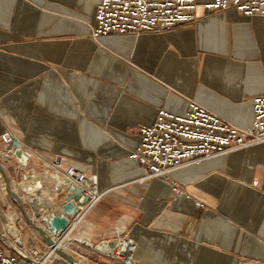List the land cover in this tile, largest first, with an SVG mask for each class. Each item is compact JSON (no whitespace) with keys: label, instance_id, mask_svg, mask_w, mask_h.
Returning <instances> with one entry per match:
<instances>
[{"label":"crops","instance_id":"obj_1","mask_svg":"<svg viewBox=\"0 0 264 264\" xmlns=\"http://www.w3.org/2000/svg\"><path fill=\"white\" fill-rule=\"evenodd\" d=\"M100 1L0 0V242L53 264L71 262L50 239L80 264H122L98 263L96 245L128 238L134 264H264V143L165 178L145 179L130 158L160 109L181 114L195 101L240 129L252 125L264 94V16L198 0L193 22L96 39ZM6 129L31 154L27 166L3 142ZM57 158L60 171L96 174L105 195L73 231L50 238L33 205L57 211L49 206Z\"/></svg>","mask_w":264,"mask_h":264},{"label":"built area","instance_id":"obj_2","mask_svg":"<svg viewBox=\"0 0 264 264\" xmlns=\"http://www.w3.org/2000/svg\"><path fill=\"white\" fill-rule=\"evenodd\" d=\"M198 8V0H101L97 7L92 36L98 39L108 35L164 32L180 24L193 22L197 18ZM204 8L206 10L235 8L245 16H264V0H212L205 3ZM253 104L254 120L246 129L230 124L195 101H190L181 114L160 109L151 125H144L139 129L140 142L130 158L142 165L145 179L165 178L174 170L189 164H200L221 154L264 143V94L256 97ZM1 137L3 142L9 145L17 141V135L11 129H6ZM14 153L15 148L12 156H15ZM28 154L30 158L31 154ZM61 164V158L50 164L56 170L54 177L61 182H50L49 187L56 191L55 197H50L49 206L56 208L60 213L70 187L74 186L81 190L78 199H74L79 211L71 217L70 229L73 224L80 223L102 200L105 192L99 189L96 174L85 173L74 167L60 171ZM173 186L174 191L180 193L175 183ZM60 187L61 190L58 189ZM12 189L17 192L20 203L30 202L27 194L20 195L14 184ZM64 193V199L59 200ZM38 198L43 200L44 197L40 194ZM196 206L204 207V204L197 201ZM44 230L48 237L56 236L46 226ZM87 244L95 250L89 241ZM121 248L126 249L125 252L119 253ZM133 248L134 241L130 238L117 241L111 247L110 254L98 253L97 262L110 260L134 264ZM25 255L29 261L24 260L19 254L9 252L0 242V264L55 262L54 257L40 255L35 250L25 252Z\"/></svg>","mask_w":264,"mask_h":264},{"label":"water","instance_id":"obj_3","mask_svg":"<svg viewBox=\"0 0 264 264\" xmlns=\"http://www.w3.org/2000/svg\"><path fill=\"white\" fill-rule=\"evenodd\" d=\"M15 148V156L23 166L28 165L29 161V154L25 153L23 149L21 148V145L18 141H15L13 143ZM81 193V190L71 186L69 189V194L66 197V202L62 205V211L58 213L57 211L50 212L49 210H45L44 212L42 209H40L35 204L34 207V214L36 217L41 218V220L44 222L47 229L51 230L52 233L58 237H62L66 231L69 229L71 225V217H74L78 211V204L74 202V199H78V195ZM14 196L19 199L17 194H14ZM29 222H31L30 218L28 217ZM39 230H41L44 234H46L45 230H42L39 226H36ZM9 232L17 235L18 228L10 225L8 227ZM49 243L52 247H54L60 254L65 255L70 260L71 264H80L76 258L71 257L69 254H67L64 250H58L56 248V243L53 242L51 239L49 240ZM111 243L107 241H102L99 244L96 245V250L103 252L105 254L111 253ZM17 251V250H16ZM20 255L22 253L20 251H17Z\"/></svg>","mask_w":264,"mask_h":264},{"label":"bare ground","instance_id":"obj_4","mask_svg":"<svg viewBox=\"0 0 264 264\" xmlns=\"http://www.w3.org/2000/svg\"><path fill=\"white\" fill-rule=\"evenodd\" d=\"M78 224V223H77ZM77 224H75V226L73 227V229H72V231L74 230V228L76 227V225ZM72 233V232H71ZM13 234V233H12ZM16 234V233H15ZM18 234V233H17ZM56 248H58V250H61L60 248H61V245L60 244H56ZM124 250H126V249H124V248H121L120 250H119V253H123V252H125Z\"/></svg>","mask_w":264,"mask_h":264},{"label":"rangeland","instance_id":"obj_5","mask_svg":"<svg viewBox=\"0 0 264 264\" xmlns=\"http://www.w3.org/2000/svg\"><path fill=\"white\" fill-rule=\"evenodd\" d=\"M58 262V260H55V263H57Z\"/></svg>","mask_w":264,"mask_h":264}]
</instances>
